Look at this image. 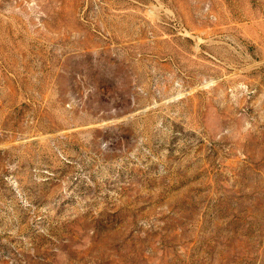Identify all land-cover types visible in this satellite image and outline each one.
Instances as JSON below:
<instances>
[{
    "label": "rangeland",
    "instance_id": "obj_1",
    "mask_svg": "<svg viewBox=\"0 0 264 264\" xmlns=\"http://www.w3.org/2000/svg\"><path fill=\"white\" fill-rule=\"evenodd\" d=\"M0 264H264V0H0Z\"/></svg>",
    "mask_w": 264,
    "mask_h": 264
}]
</instances>
